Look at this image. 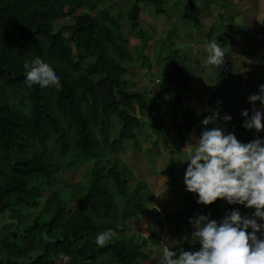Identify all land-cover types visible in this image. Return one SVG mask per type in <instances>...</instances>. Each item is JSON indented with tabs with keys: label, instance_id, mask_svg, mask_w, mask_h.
Wrapping results in <instances>:
<instances>
[{
	"label": "trees",
	"instance_id": "16d2710c",
	"mask_svg": "<svg viewBox=\"0 0 264 264\" xmlns=\"http://www.w3.org/2000/svg\"><path fill=\"white\" fill-rule=\"evenodd\" d=\"M111 1L0 0V213L7 211L9 219L16 220L10 230L0 232V264H159L161 257L151 258L143 247L148 242L158 244L165 232L170 249L177 254L181 248H200L198 242L188 244L184 236L190 218L206 214L220 221L221 209L225 214L233 209L246 214L255 211L225 199L219 205V198L210 205H199L198 194L189 191L183 195L189 198L184 212H173L165 203L149 207L155 195L142 191L146 183L141 180L131 188L134 175L129 168L118 169L117 160L98 164L106 153H118L123 139H131L136 148L142 146L140 116L147 117L156 134L149 148L141 147L147 154L159 152L158 136L165 134L158 95L149 99L147 90L127 83L122 63L133 56L121 30V14L105 3ZM139 3L150 6L154 14H163L166 1L134 0L129 5V27L143 48L148 35L137 29ZM35 57L50 64L60 77L59 91L26 85L23 65ZM212 67L219 78V93H211L204 111L195 112L194 98L189 94L192 80L183 78L178 69L168 74L165 88L161 87V91L174 95L169 109L185 99L177 131L181 139L169 155L184 145L187 137L182 132L195 127L201 135L207 129L201 121L214 111L231 116L230 122L224 121V130L233 132L241 143L256 139L252 129L242 126V107L249 109L251 105L241 94L243 79L235 73L228 51L223 66ZM112 115L121 122L115 134ZM171 116L176 118L178 114ZM262 136L264 139V130ZM54 150L58 159H66L67 168L92 160L86 170L87 182L80 186L71 207L70 196L61 197L55 190L41 199L54 171L61 168L58 163L51 171L48 165ZM172 160L173 156L169 165ZM167 171L165 185L170 189ZM110 183L116 188L117 199L108 189ZM68 193L72 195V190ZM39 205L44 217L35 216L28 225H21L18 219L25 216L24 208ZM21 206H25L23 213ZM139 215L149 220L152 231L146 238L134 233L127 236V220ZM257 223L262 224L258 219ZM108 229L115 232L113 241L98 247L95 237ZM58 254L66 256L64 262L55 261Z\"/></svg>",
	"mask_w": 264,
	"mask_h": 264
},
{
	"label": "rangeland",
	"instance_id": "374dc122",
	"mask_svg": "<svg viewBox=\"0 0 264 264\" xmlns=\"http://www.w3.org/2000/svg\"><path fill=\"white\" fill-rule=\"evenodd\" d=\"M133 1L134 0H112L110 3H105L111 6V10L121 14V30L127 37V47L129 51L133 53V55L137 53L139 54L138 57H142V41L135 36L133 31L131 32L126 15L129 5ZM165 1V13L156 15L152 14L150 6L139 3L141 12L138 17L139 25L137 29L146 32V36L148 35L147 38L153 41V47L155 49L153 53L154 58L151 61L149 56L146 55V62H143L141 68L138 70L136 66L137 62L128 64L127 74H125L127 83L130 85L134 84V87L137 89L144 90V88L147 87L145 90H147L148 98L150 99L155 96L153 92L148 90L150 86H152L154 79L158 78L160 80L159 84L155 83L158 87L163 86V88H165L168 74L178 69L180 73H183V78L188 76L190 80L196 82L194 85L195 91L192 89L193 85L191 84L192 86L189 94H192L191 96L194 98L193 102L198 105V108L204 111L208 109L205 102L213 91L218 90L216 87V81L219 79L217 72L214 70V72L212 71L211 73L213 67L205 63L208 56L207 45L212 40L216 39L222 48L228 47L223 49L230 54L235 67V73H239L243 79L241 94L244 99L248 100L251 94L258 93L259 86L264 84V0ZM210 13H212V15ZM199 17H202L201 19H203V21H199ZM223 41H226L225 45H222ZM147 45L148 41L145 45L146 48H148ZM248 45L251 46L248 47L249 50L246 49ZM166 62L168 65L164 69V64ZM204 63L207 66H203ZM158 64H160L162 68L154 71L152 66ZM141 69L144 70L141 77L134 78L135 74ZM202 73H205L204 77L206 78V82L203 83L200 81L203 75ZM216 93L218 94L219 91H216ZM173 97L174 95L171 92L165 91L157 97V99L161 101L159 112L165 122L162 128L165 134L158 136L159 143L157 147L159 152H154V155H149L144 151L143 148H149L152 145V140L154 136L156 137V134L153 133L152 128L147 124V117L144 118L140 116L143 127L141 128L142 134L139 135V141L142 146L136 148L131 139H123L121 142V150L118 153H106L98 159L97 162L99 165L104 166L106 162L117 160L115 164L118 169L122 170L127 167L132 171L134 178L130 181L131 188H133L138 180H141L146 183L142 191L145 194L153 193L155 195V199L148 203L149 207L161 206L165 203L169 207V210H173L174 207L173 212L180 211L181 213L182 211L184 212L185 205L189 199L188 197L183 198L184 193L187 192L184 183V174L188 166V161H181L188 157L184 147L187 143H194L200 135H198L199 131H196L194 127L189 132H182L183 135L185 134L187 136L186 141L180 151L173 154V163L169 165V150L176 147L180 142L181 138L177 131L181 126L180 121L183 115L182 112L185 111V99L174 108H171V105L170 109L167 107ZM250 105V108L247 109L249 116H251L253 109V104L250 103ZM255 108L264 111V105H261L259 101L255 102ZM244 109L246 108L242 107V110ZM172 114H178V116L174 118L171 116ZM144 115H146V113H144ZM223 116H225L224 113L219 112V117ZM243 118L246 119V117ZM112 123L114 129L113 133L115 134L118 132L121 122L117 116L112 115ZM223 123L224 120L218 118L215 124L210 123L207 125V128L219 126L224 129L225 126ZM262 124H264V117H262ZM225 132L227 133L229 131L226 129ZM252 132L256 139L263 137V130L257 132L255 128H252ZM56 153L57 151L54 150L56 157L52 155L48 165H50L51 171L54 170L55 165L58 163H60L61 168L54 171L52 181L49 182L48 187L42 191L41 199H45L48 194L55 190L61 197L65 195L70 196L68 205L71 207L75 204L74 199L78 196L80 186L83 185L84 182H87L86 170L90 166L92 160H90L89 163H81L67 168L64 166L66 159H58ZM166 171L170 178V189L165 185L167 179ZM108 189L117 199L116 188L112 183L108 185ZM69 190H72V195L68 193ZM218 203L222 205L224 204V200L219 198ZM201 204L202 203H199V205ZM24 207L25 206L19 207L22 213ZM220 212L219 219L222 220L225 213L222 209ZM248 212V214L243 213L241 215L252 216L253 213L251 211ZM7 213V211L3 214L0 213V232H7L10 230L12 225L11 222L16 221H11ZM24 214L25 216L23 215L18 219L23 226L28 225L35 216L44 217L41 214L40 205L36 207L26 206L24 208ZM195 218L196 217L193 219ZM257 219L260 220L259 218ZM261 223L264 224V220H261ZM8 224H10V227ZM127 225V234L131 232L136 236L138 233L140 235L137 236L141 238L148 237L149 233L152 231L149 220L142 215H139L137 218H130L127 220ZM184 230L186 232L184 236L188 231L193 232V225L190 224L189 227L184 226ZM164 234L166 235V232ZM257 234L260 233L258 232ZM164 242L169 243V241ZM54 259L56 262H64L65 257L58 254Z\"/></svg>",
	"mask_w": 264,
	"mask_h": 264
},
{
	"label": "clouds",
	"instance_id": "9594fccd",
	"mask_svg": "<svg viewBox=\"0 0 264 264\" xmlns=\"http://www.w3.org/2000/svg\"><path fill=\"white\" fill-rule=\"evenodd\" d=\"M207 53L205 63L220 69L226 50L216 39L207 45ZM23 67L28 87L39 85L41 88L55 87L57 91L61 89L60 77L41 58L25 60ZM248 100L253 104L252 114L249 116L247 109L242 110L241 115L246 117L242 126L260 132L264 130V111L255 108V102L264 105V84ZM218 118L231 121L230 115L219 117V112L214 111L201 123L215 124ZM184 149L188 154L187 159L181 160L188 161L184 183L187 191L198 194L197 203L210 205L222 198L229 204H243L255 211L250 217L233 209L220 221L199 214L195 219L190 218L194 231L186 234L192 238L191 242L186 240L188 244H200L198 250L181 248L177 254L163 244L167 241L166 233L159 242L163 244L160 255L149 256L161 257L159 264H264V231H261L264 224L257 223V218L264 220V139L241 143L233 132L226 133L223 128L214 126L203 130L195 142L187 143ZM249 228L251 231H247ZM114 236V230L108 229L97 234L95 243L104 247L113 241Z\"/></svg>",
	"mask_w": 264,
	"mask_h": 264
},
{
	"label": "crops",
	"instance_id": "0c3cea01",
	"mask_svg": "<svg viewBox=\"0 0 264 264\" xmlns=\"http://www.w3.org/2000/svg\"><path fill=\"white\" fill-rule=\"evenodd\" d=\"M152 10V9H151ZM140 12H141V10H140ZM152 12V11H151ZM140 14V13H139ZM152 14L153 15H156V14H154L153 12H152ZM211 15H212V13H210ZM211 15H208V16H211ZM202 17H199V21H203V19H201ZM138 21H139V19H138ZM148 41V45H147V47L148 48H146V47H143V48H141V51H142V53L143 54H141V56L142 57H138V55L139 54H137V53H135L134 55H133V53H132V56H133V59H131V60H129V61H126V62H123L122 64H123V66L124 67H126V71H127V69H128V64H130V63H133V62H137V64H136V66H137V70L139 69V68H141V64L143 63V62H146V58H145V56L146 55H148L149 56V58L151 59V61H152V59L154 58L153 57V53H154V47H153V41L151 40V39H148L147 40ZM138 42H139V40H138ZM207 66L205 63L203 64V66ZM212 66V65H211ZM162 67H161V65L160 64H158V65H153L152 66V69L154 70V71H156V70H159V69H161ZM204 69V68H203ZM143 69H141L140 71H138V73H136L135 74V77L134 78H138V77H141V75H142V73H143ZM211 73H212V70H211ZM125 74H127V72L125 73ZM203 75H202V77H201V79H200V81L203 83V82H206V78L204 77V75H205V73H202ZM140 79V78H139ZM205 79V80H204ZM207 81H208V79H207ZM159 82H160V80L158 79V78H155L154 79V82H152L153 84H152V86H150V88L148 89V90H150L151 92H153L154 93V95L155 96H160L161 94H163L164 92L163 91H161V87L159 86L158 87V85H156L155 83H158L159 84ZM208 83V82H207ZM154 84H155V86H154ZM196 84V82L195 81H193L192 80V85H193V88L192 89H194V91H195V88H194V85ZM191 85V86H192ZM206 85H208V84H206ZM147 87H145L144 89H146ZM193 91V92H194ZM174 98V97H173ZM173 100V99H172ZM194 106H195V108H194V110H195V112L197 113V112H199V111H201V108H198V105H196V103H194ZM186 136V135H185ZM187 137V136H186ZM173 149V148H172ZM172 149H170V150H172ZM179 152V151H178ZM177 152V153H178ZM171 156H173V154H171L170 155V157ZM173 163V160L171 161V164ZM174 167V166H173ZM176 174H177V171H176ZM176 177V176H175ZM172 210V209H171ZM177 210H180V209H177ZM172 211H174V207H173V210ZM127 236H130L131 235V232L130 233H128V234H126ZM137 235H140V234H136V237H140V236H137ZM144 236V235H143ZM164 236H166L165 234H164ZM163 236V237H164ZM185 238H186V240L188 241V242H191L192 241V238L191 237H189V236H186L185 235ZM167 241H169L168 239H167ZM170 242V241H169ZM163 244H167L168 245V247H169V244L167 243V242H163ZM163 244H160V243H158V244H154V243H147L146 244V246L144 247V251L145 252H147L151 257H158L159 256V253H160V248L162 247V245Z\"/></svg>",
	"mask_w": 264,
	"mask_h": 264
}]
</instances>
